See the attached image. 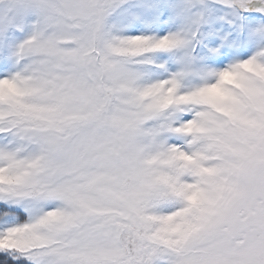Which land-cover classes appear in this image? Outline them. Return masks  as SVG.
Returning <instances> with one entry per match:
<instances>
[{
    "label": "rangeland",
    "instance_id": "1",
    "mask_svg": "<svg viewBox=\"0 0 264 264\" xmlns=\"http://www.w3.org/2000/svg\"><path fill=\"white\" fill-rule=\"evenodd\" d=\"M123 2L0 0V23L21 4L42 17L7 70L19 92L0 81L19 102L0 118L26 134L16 163L0 166L25 176L9 185L36 205L25 222L50 221L35 229V254L47 264H264L260 133L242 125L227 171L194 177L163 129L152 81L138 75L146 49L127 42ZM194 184L208 199L193 190L188 202Z\"/></svg>",
    "mask_w": 264,
    "mask_h": 264
},
{
    "label": "snow or ice",
    "instance_id": "2",
    "mask_svg": "<svg viewBox=\"0 0 264 264\" xmlns=\"http://www.w3.org/2000/svg\"><path fill=\"white\" fill-rule=\"evenodd\" d=\"M120 8L126 13L128 44L142 43L146 49L138 75L152 81L157 107L166 110L163 129L176 157L194 177L222 176L236 129L246 125L264 141V0H124ZM2 19L0 48L11 51L0 55V81L19 92L7 70L16 62L28 22L39 29L42 17L34 6L21 4L15 15ZM18 103L0 93V110ZM25 139L20 122L0 118V159L15 164ZM210 154L211 167L205 163ZM260 159L264 164V151ZM10 169L0 166V264H47L34 252L35 229L50 221L25 222L36 205L9 186L25 182L24 175ZM193 190L208 199L194 184L183 193L189 203Z\"/></svg>",
    "mask_w": 264,
    "mask_h": 264
}]
</instances>
